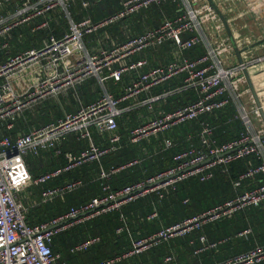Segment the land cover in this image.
Here are the masks:
<instances>
[{
  "label": "built area",
  "instance_id": "1",
  "mask_svg": "<svg viewBox=\"0 0 264 264\" xmlns=\"http://www.w3.org/2000/svg\"><path fill=\"white\" fill-rule=\"evenodd\" d=\"M11 1L14 0H0V7ZM29 1L24 0L19 13L27 12L32 7ZM57 1L59 0H46L41 5L32 7L33 13H43L53 8ZM167 1L169 0H119L120 8L101 21L93 22L88 17L80 21L70 19L68 31L62 36L50 35L41 47L9 56L0 63V124L6 129H12L17 117L25 110L32 109L48 95L77 87L89 77L98 75V71L103 67H108L110 76L116 78L132 70H140L137 76L123 87L119 96L108 93L101 95L90 103L82 104L74 112H65L58 119L32 127L26 133H18L14 136L0 134V264H67L60 260V255L52 249L53 237L58 232L83 220L115 210L149 193H157L162 197L176 183L188 177L210 179L216 168L224 172L229 163L251 154L258 158V164L240 174L233 185L239 187L243 180L252 179L255 183L253 187L237 192L222 203L137 239L132 249L125 255L142 252L162 241L231 216L249 205H259L264 202V68L257 67V64L264 60V55L252 56L251 45L259 39L237 36L232 41L225 32V22L232 25L239 16L253 15L260 22L259 13L264 6V0L258 2L244 0L246 1L244 10L231 16L228 15V10L222 7L230 0H212L213 3L209 0H171L179 7L174 18H164L158 26L141 34L128 36L110 48L99 46L96 50L90 51L84 45L83 38L86 34L140 9ZM87 4L86 1L83 2L84 6ZM8 22L7 17L0 13V35L19 23V21ZM45 24L44 22L41 26ZM184 34L188 36L182 37ZM168 40L175 41L176 54L196 44H202L205 52L194 59L176 58L164 65L148 67L147 59L141 57L111 68L112 64L121 57L160 45ZM7 46L6 41L0 42V53ZM236 50L239 51V54L236 53L238 60L232 62V55ZM32 61L38 62L41 79L33 89L19 93L12 83L14 74L22 73ZM180 73L185 75L181 87L151 95L143 101L149 112L153 111L155 101L174 92L194 89L198 98L171 111L148 116L140 125L130 130L129 141L138 143L152 134L198 119L201 115L212 113L229 103L235 108L234 118H239L243 125L238 136L218 143L213 137L214 127L202 121L197 134L198 144H189L177 151L173 155L174 163L171 166L114 190H109V185L104 184V193L100 196L93 197L79 206H72L47 221L34 225L26 222L27 210L20 203L17 193L23 190L29 181L39 185L85 162L98 161L102 155L116 149L120 140L117 118L128 109L122 107L121 103L133 99L144 91H149L155 85ZM93 127L101 133H107L108 145L99 147L93 142L91 137ZM69 133H75L78 138H87L90 141L89 148L77 155H67L66 164L60 168L36 177L32 176L25 157L30 153L38 154L41 150L47 149L60 153L58 144ZM173 144L171 138L165 137L161 141L162 149L171 148ZM136 162L137 159H134L125 165L113 166L109 170L102 168L100 177L109 178L112 173ZM80 186V180H68L44 187L39 193L38 203L61 198ZM248 232L249 229L239 234ZM95 240V238L85 240L75 246V249L86 248ZM200 240L204 246L199 248V251L216 245V242L205 245V235H201ZM171 258L167 256L165 261L169 262ZM263 259L264 244H257L227 259L224 263L215 264H253ZM112 262L113 259H106L96 264Z\"/></svg>",
  "mask_w": 264,
  "mask_h": 264
},
{
  "label": "trees",
  "instance_id": "2",
  "mask_svg": "<svg viewBox=\"0 0 264 264\" xmlns=\"http://www.w3.org/2000/svg\"><path fill=\"white\" fill-rule=\"evenodd\" d=\"M118 3V0H100L96 5L94 4L91 7V13L93 10H97L100 14H96L94 16L95 18H91V20L93 22H98L115 13L120 8ZM103 6L107 9L110 8V10L103 18H99L103 12L107 11L103 9ZM178 11L179 7L177 4L169 0L160 5L154 4L148 8H143V10H139V13L135 14V12L119 19L114 22V24L123 21L122 23L127 29L134 23L137 24L135 31H130L132 34L130 36H134L158 26L164 18H174ZM137 22H139V24ZM86 36L87 34L84 37ZM187 36L188 34L182 35V37ZM160 48V54L156 60L151 61L145 57L148 61V67L164 65L176 58L186 57L188 59H194L205 52L202 44H196L176 54L175 41L173 40L163 42ZM165 53L167 54L166 59H164L166 56ZM139 72L140 70H136V76ZM136 76L128 79L126 78L122 83H118L119 87L123 89V87ZM184 76L183 73H180L158 84L151 89V94L158 95L181 87L184 82ZM93 83L94 82L91 81L80 86L85 96L87 94V88H89L91 84L93 85ZM197 98L198 94L196 90H182L155 101L151 113L148 112L146 108L145 110L144 108H140L131 112L128 118L125 114L118 117L117 132L121 137L120 146L117 143V147L119 146V148L105 153L98 161L85 162L37 185V187L43 188L54 186L68 180L79 179L83 181V185L80 188L67 193L62 198H56L53 201L30 208L26 211V222L30 225H34L47 221L65 212L72 206H79L93 197L100 196L104 193V184L109 185V190H114L126 184L135 183L171 166L174 163L172 159L173 155L189 144L185 142L186 135L188 133L193 135L198 134L202 121L214 127L213 137L218 143L225 142L238 136L243 129V125L239 118H234L235 108L229 103L221 109L214 110L212 113L201 115L198 119L178 124L160 133L155 140L151 138L150 140H145L138 144H132L128 141L130 133L128 129L138 126L137 124L139 123V117L141 115H146V118L148 116H157L161 112H168L176 107L191 103ZM40 116L41 115L28 117L32 121V119L39 118ZM58 118L59 117L56 119ZM18 120L19 119H15L14 125ZM47 122L45 121L42 124ZM16 125L22 127L23 121L19 120ZM0 134H4V132ZM7 134L12 136L14 132L8 131ZM91 137L93 142L99 147L108 145V135L106 132L101 133L93 127L91 128ZM165 137L171 138L174 144L171 148L160 151L162 148L161 141ZM68 138L70 142L80 143L81 150L79 153L89 148L90 141L87 138H78L76 135L72 134ZM86 141L89 142L88 148L85 149ZM151 143H153L152 149L158 150V153H153L151 156L143 158L138 163L126 166L112 173L109 178L100 177L101 167L105 170H109L113 166L125 165L139 156L141 157L143 149H148V151H150ZM47 151L48 153L45 154V156H47L45 160L42 158L44 153L40 155L30 153L25 157L28 170L32 176L36 177L66 164L67 160L65 161L63 154L60 153L61 155L58 154L59 156H54L53 149H48ZM258 162L259 160L255 155H247L229 163L224 172L220 168H216L213 177L210 179L200 180L197 176L188 177L176 183L175 186L166 191L162 197H159L157 193H149L143 197L130 201L127 203V206L121 210L108 211L75 224L58 232L53 237L52 249L55 253L60 255V260L65 261L67 264H93L100 262L114 254L123 252L124 250L121 249V247H127L128 236H143L138 233L139 228H144L148 231L145 234L148 235L156 232L161 227L169 226L186 217L222 203L234 196L237 192L253 187L255 183L252 179L243 180L239 187H235L233 183L238 180L240 174L249 167L257 165ZM153 211H156V215L148 219L147 216ZM123 225L128 227L127 230L117 233L116 229ZM247 229H249L248 233L239 234ZM201 235H205L206 237L205 245L211 242H216V245L214 247H205L202 251H196L201 246L199 240ZM91 237H97L98 240L83 250H71L75 244L88 240ZM257 244H264V202L259 205H249L231 216L207 223L200 229H195L181 236L162 241L143 254L132 258L131 263L172 264V261H164L165 256L170 254H174V261L183 262L185 264L224 263L227 259ZM172 249L174 250L172 251ZM253 264H264V259Z\"/></svg>",
  "mask_w": 264,
  "mask_h": 264
},
{
  "label": "crops",
  "instance_id": "3",
  "mask_svg": "<svg viewBox=\"0 0 264 264\" xmlns=\"http://www.w3.org/2000/svg\"><path fill=\"white\" fill-rule=\"evenodd\" d=\"M85 1L88 3L86 6L83 5V2H85ZM99 1L100 0H68V1H60L59 0L56 2V4L53 6V8H51L47 11H44L43 13H40V14L33 13L32 7L37 6V5H41L42 3L46 2V0H30L29 4L32 7L27 12H22V13H19L18 11L24 5V0H14V1H11L10 3L3 4L0 7V13L3 16L7 17L8 21H9L8 23L13 22V21H19V23L10 27L8 30H6L5 32H3L0 35V42L6 41L8 43L7 48L0 53V63L4 62L9 56H13L15 54H18V53L26 51V50H32V49H36V48L41 47L42 44L44 43V41L50 35H54L56 37L62 36L64 33H66L68 31L70 19H73L74 21H80V20L87 18V17L90 19L95 18L94 16L96 14L99 15L100 12H98L97 10L96 11L93 10L94 13H93V11L91 13V7L94 4L96 5ZM252 1L258 2L259 0H252ZM118 2H119V0H118ZM118 5H120V2L118 3ZM245 5H246V1H244V0H230L226 3H224L222 7L227 9L228 10L227 12L229 13L228 15L231 16L235 13L237 14L240 11L244 10ZM103 9H106L107 11L103 12V14L101 16H99V18H103L105 16V14L108 13V11L110 10V8L107 9V8H104V6H103ZM137 13H139V11H137L135 14H137ZM259 15H260L259 19H261L260 22H258L257 19L255 17H253V15H249V14L247 15L246 14L245 16H239L236 19V21H234L232 23V25L230 23L228 24L229 28H230L231 35H229L227 29L225 31L227 35L232 36L233 38L238 36V37H250L251 39H259L258 42L252 43L253 45H251V48H250L252 50V56H254V57L264 55V6L261 8ZM44 22L46 24L44 26H41V24ZM122 22L116 23V24L112 23L110 25H106L105 27L99 28L92 33H88L87 36L83 38V42H84L85 47L90 51L96 50L99 46L100 47L102 46L104 48H110V47L114 46L116 43L125 39L126 37L132 35L130 33V31H135V29H136L135 27L137 26V24L134 23L130 28L127 29L124 27ZM137 23L139 24V22H137ZM128 27H129V25H128ZM160 45L147 47V48L143 49L142 51L127 55L125 57H121L118 61H116L112 64L111 68L119 67L121 65L128 63L131 60H135V59H138L141 57H146V58L150 59L151 61L156 60L160 54L159 53V50L161 49ZM232 56H233L232 62H236L238 60V55L236 54V52H234V54ZM166 58H167V54L164 57V59H166ZM257 67L264 68V60L262 62L258 63ZM104 70H106V71H104ZM109 72H110V69L107 67V68L103 69L100 74L89 77L88 79L83 81L77 87L62 90V91L58 92V94H55V95H48L40 103H38L34 107H32V109L25 110L21 116L16 118V119L23 121L22 127H19L18 125H16V123L19 120L15 123V125L12 129H6L4 125L0 124V133L4 132V134H7L8 131H13L14 134H12V136H14L15 134H18V133H26V132L30 131L32 127L39 126L40 124L44 123L45 121L46 122L50 121V120L53 121L57 117L62 116L65 112H74L82 104L92 102V100L93 101L96 100L101 95H104L107 93L111 94V95H120L122 92V87L120 88L118 83H122L126 78L128 79V78H132V77L136 76L135 70H132L130 72H126L118 78L110 76ZM40 79H41V72L38 70V62L32 61V63L30 65H28V67L22 73L17 72L14 74L12 83H13L16 91L21 93V92H25L27 90L33 89L34 85H36L40 81ZM91 81H93L94 83H93V85L91 84V86H89V88H87V90H86L87 94L85 96L84 93L81 91L80 86L81 85L83 86L86 83L91 82ZM155 86H157V85H155ZM151 89L149 91H144V92L140 93V95L134 97L131 100L129 99V100L123 101L121 103L122 107H128V109L123 113L127 116V118L129 117V114L131 112H133L134 110H138L140 108H144V110L146 108L147 111L149 112L147 106L143 103V101L152 95ZM123 114L121 116H123ZM39 115H41L39 118L37 117L35 119H32V121L29 119V117H31V116L36 117ZM121 116H119V117H121ZM145 118H146V115L145 116L141 115L139 117V123L137 125H140L144 121L143 119H145ZM131 128L132 127H130L129 129H131ZM129 129H128V131H130ZM162 132H164V131H162ZM162 132H158L156 134H152L146 138H143L138 143L145 141V140H150L151 138H154L153 140H155L157 138V136ZM71 134L76 135L75 133L66 134L58 144V147L60 149V153L63 154L65 161L68 160L67 155H69V154L70 155H77V154H79V151L81 150L79 142L75 143V142L69 141L68 137ZM120 140H121V137H120ZM120 140L118 142V145L121 143ZM128 141H129V136H128ZM88 142L86 141L85 149L88 148ZM185 142H187L189 144H198L197 134L193 135V134L188 133L186 135ZM138 143H136V144H138ZM152 144L153 143H151L150 151H148V149H143V151H142L143 154L141 157L139 156L138 158H136L137 159L136 163H138L139 161H141L145 157L151 156L153 153L159 152L156 149H152ZM89 146H90V143H89ZM119 146L117 148H119ZM116 149H114V150H116ZM47 150H41L38 153V155H40L41 153L42 154L44 153L43 154L44 157L42 156V158L44 160L47 157V156H45V154L48 153ZM114 150H112V151H114ZM162 150L163 149L161 148L160 151H162ZM60 153H58V154L61 155ZM53 154H54V156H59L54 151H53ZM101 168H103V167H101ZM80 181H81V186H82L83 181L82 180H80ZM40 186H42V185H40ZM38 187H37V185L32 183V181H29L27 183L26 187L17 193V197H18L20 203L26 208L27 211L30 208L39 205L38 199H39V193H40L42 187H39V188ZM80 187H78V188H80ZM77 189H75V190H77ZM75 190H73V191H75ZM126 206H127V203L120 206L119 208H117L115 210H121L122 208H124ZM153 213H155V215H156V211H153L151 214H149L147 216V218L148 219L153 218L154 217ZM83 221H85V220H83ZM83 221H81V222H83ZM81 222H79V223H81ZM76 224H78V223H76ZM127 228L128 227L126 225L125 226L123 225V226L117 228L116 232L118 233L120 231L127 230ZM147 232L148 231H146L144 228H139L138 233L143 235V236H140V237H136L134 235L128 236L127 247H125V248L121 247V249H123L124 251L121 253L114 254L111 257L105 258L104 260L113 259V262L111 264H132L131 263L132 258H134L137 255L143 254L145 251H148L149 249L157 246V244H156V245H153V246L149 247L148 249H146L142 252L131 253V254L125 255L128 251H130L132 249L133 243L137 239L143 238V237H146V236L152 234V233H150L148 235H145ZM93 238L96 239L95 241L98 240L97 237H93ZM93 238L91 237L89 239H93ZM199 240H200V238H199ZM82 242H84V241H82ZM82 242H80V243H82ZM80 243L75 244L73 246V248H71V250L75 251V250L85 249V248L75 249V246H77ZM93 243H91V244H93ZM200 243H201V246H200V248H201L204 245L202 244L201 240H200ZM170 246H171V244H170ZM174 249H175V247H174ZM174 249H172V251ZM196 251H199V248ZM167 256L172 257L170 260V261H172V264H176V263L185 264L183 262L174 261V254H170ZM167 256H165V258ZM165 258H164V261H165ZM93 264H96V263H93Z\"/></svg>",
  "mask_w": 264,
  "mask_h": 264
},
{
  "label": "water",
  "instance_id": "4",
  "mask_svg": "<svg viewBox=\"0 0 264 264\" xmlns=\"http://www.w3.org/2000/svg\"><path fill=\"white\" fill-rule=\"evenodd\" d=\"M209 1H210L211 3H213L212 0H209ZM216 9H218V8L216 7ZM225 26H226V29H227L229 35H231L229 25H228L226 22H225ZM230 37H231V40L233 41V37H232V36H230ZM236 53L239 54V51L236 50Z\"/></svg>",
  "mask_w": 264,
  "mask_h": 264
},
{
  "label": "rangeland",
  "instance_id": "5",
  "mask_svg": "<svg viewBox=\"0 0 264 264\" xmlns=\"http://www.w3.org/2000/svg\"><path fill=\"white\" fill-rule=\"evenodd\" d=\"M104 68H107V67H103L102 69H100V70L98 71V74H100L101 71H102Z\"/></svg>",
  "mask_w": 264,
  "mask_h": 264
}]
</instances>
